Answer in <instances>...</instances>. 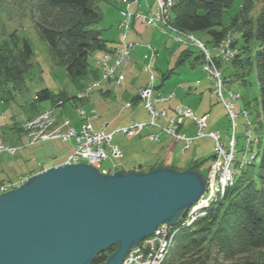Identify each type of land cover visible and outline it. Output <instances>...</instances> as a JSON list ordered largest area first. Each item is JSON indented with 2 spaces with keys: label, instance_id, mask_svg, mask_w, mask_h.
Masks as SVG:
<instances>
[{
  "label": "rangeland",
  "instance_id": "obj_1",
  "mask_svg": "<svg viewBox=\"0 0 264 264\" xmlns=\"http://www.w3.org/2000/svg\"><path fill=\"white\" fill-rule=\"evenodd\" d=\"M123 1L124 0H122V4L124 7L129 5ZM128 1L131 3V10H141L143 13L147 14L148 17L156 15L157 3L155 0ZM41 2L42 0H0V40L8 38L13 32H18L21 37H25L30 41L34 49V57L32 59L33 66L25 76V84L22 90H19V87H14L11 83L0 84V138L4 139V142L7 144L13 142L12 144L19 147L15 150H19L17 154L9 155L8 151H6L7 153L0 154V183L1 180H4L5 182V180H9L10 178H13L14 181H22L13 186L8 184L10 188H7L3 193L0 192V195L20 187L23 185V182L25 183L30 177L42 173V171L45 172L49 167H55L56 165L54 164L61 163L60 165H62L72 163L69 162V160L73 148L72 144L69 142L52 140L28 146L26 134L22 131H18V128H21L23 122L38 115L42 110L53 109V111L55 110L56 114L60 117L62 116L64 119L70 120V125L72 124V127H75V123H79V118H81V116L77 114V108L83 107L89 112L94 111L99 116L98 119L92 121V125L97 132L115 134L111 141L112 146H104L105 148L109 147L108 152L110 153L111 150L118 148L121 151V155L125 156L124 159L120 160L121 163H115L111 161L110 158H107L108 160L100 167H97L98 165L94 164L101 173L109 175L121 171L122 169L128 171L133 169L149 172L156 167L165 165L179 171L195 167L199 172L206 176L208 173L210 174L209 180L211 181L206 180L204 194H206V196L211 195V199L208 203H205L202 199L204 198V195H202L201 198L189 208L186 215L174 225V230L177 228L179 231L193 228L199 219L204 218V215L202 214L204 208V210L207 211L206 213L209 214L211 209L224 202L226 195H224L222 189L218 191L217 187H212V185H218V182H221L226 167L228 166L233 171L234 176V174L239 173L255 159L249 155V152L247 151L249 150V143L247 144L246 139H244V135L247 137L249 133L254 134L255 140L252 138L250 141L252 145L250 148L251 150L254 149L255 145L260 142V135H257L256 133L260 131V128L264 127L262 124L263 122H261L263 119H257V114L260 109L259 106H252L254 105L255 97L258 96L259 90L255 74L251 73V75L248 76L247 84H243L240 81L232 82L230 80L232 78H228L227 80L226 78L228 74L234 73L233 68L229 67V64L223 63V65H221L222 70L220 73L225 81V87L229 85L227 88L228 90L232 88L233 92V89H235V93H241L244 96L246 103H252L250 107L239 106L238 103L235 105V109L243 112V115H245L248 120H246L245 116L241 119L235 118L233 112H230L231 117L229 118V112L227 117L226 110L221 104V101H224V99L219 98L215 95V92L210 90V80L213 82L214 79L213 85L215 86L218 81H215V78L209 79L206 75L208 74L207 72H210L208 70H211L210 73L214 74L216 67L203 64L205 65V68H203L202 64L199 63H196V66L194 67L191 65V62L194 61L197 53H200L199 49L192 46L191 50L194 53L190 60L178 66L177 63L180 53L185 46L176 43L170 35L168 36L162 33L159 27L152 25L147 27L142 23L137 22L129 35L131 43L135 42L134 44L137 46L136 48H132L134 51L131 52L130 55L132 54L133 61L129 64L130 67L134 66V68H136L138 74L136 77L129 73L128 79L121 85H115V83L101 84L100 88H98L99 85L93 90L90 98L81 96V101L77 99H69L67 102L63 99H60L58 102L46 100L43 102H37L35 104L37 107L35 108L33 103L35 102L34 99L38 91L44 88H49L55 95L66 93L72 98L78 96L81 89L85 85H88L92 79L91 76L73 79L68 74L65 66L58 64L53 59L49 44L43 38L37 25L38 7ZM138 2L141 6L136 4ZM241 3L242 0H237L233 8L225 15L224 19L226 24L231 20L232 16L237 14ZM98 4L105 15V20L100 24V27L105 29V37L117 40L113 43L114 51H118L121 47L124 48L126 43L129 44V41L124 42L122 37L123 32L117 30L118 28H114L117 21L122 23L124 20L119 12L122 6L121 2L118 3V7L111 6L105 1H101ZM263 7L264 0H254V15H256ZM194 38L197 40L195 44L198 47H200V43L204 46V53H209L212 57L216 54L217 51H215V46L207 43L209 39L207 34L199 33L196 34ZM140 42H146L151 46H154V48L159 49V54L154 65V72L158 77V84L161 82L162 73L176 67L175 73L171 75L162 88L164 91L176 90L175 93L177 98L173 104L178 101V104L191 106L199 114L202 113L209 115V119H211L210 127L218 128L220 131L217 132V130H215L209 136L199 139V137L196 138L193 135L183 132L182 128L185 124H181L179 121L178 127L180 126V128H177L178 131H175L176 129L173 131V137H178V139H180L179 141L175 140V138H172L173 140L164 138V140L159 143L150 142L140 137L139 133H137L138 129H128V131H124L123 133H120L119 131L117 134L119 129L126 126L129 127L133 124L131 123L133 120L151 121L152 117L154 119H160V115L155 111L151 110L148 111L149 113L146 112L142 96L137 98L138 100L140 98V100H137V105H134L133 108L126 110L123 109V107L135 97L141 89H144L147 86L145 84L149 78V74L143 72L145 63H141L140 56L142 57L144 52L150 54V51L147 48H142L143 46L140 45L142 44ZM158 44L160 45L158 46ZM105 52L108 53V51H103L102 54ZM100 53L98 51L94 52L89 58L92 68L94 66L97 70L99 69L96 65V59L98 56L101 57ZM215 59H218V56L215 57ZM137 61L138 63H135ZM201 61L205 62V58L201 57ZM219 63H221V61L216 64L219 65ZM224 65L225 67H223ZM226 68H228L227 71L223 72ZM117 77L122 79V75H117ZM133 77H135V79ZM221 86L222 84L219 87L216 86V88L220 90V88H222ZM108 89L111 91L107 94L106 91ZM57 98L58 97H56V99ZM175 106L177 105L175 104ZM226 109L228 110V106ZM244 120L252 121L251 123H245ZM228 121H231L230 124L232 128H234L235 122L239 125L237 137L236 135H233V131H228ZM167 126H170V124L167 123ZM76 127L78 129L81 128L80 126ZM168 128L169 127L166 129ZM247 128L251 131L244 133V129ZM263 129L264 128L261 130L262 134ZM181 134L188 137V139L182 138ZM12 144L10 147H14ZM237 147L242 151H239ZM255 153L257 154V149L255 150ZM210 155H213L211 161L205 163L203 168L198 169L197 166L193 164L194 161L207 159ZM135 163L143 164V168L138 166L133 167ZM104 166L109 171L105 170V172ZM235 178H237V176H235ZM3 184L5 183H2L1 185ZM191 214L193 218L195 214H198V217H195L196 219L194 222L191 220ZM190 221H192V223ZM167 226L172 227L170 225ZM166 227H164V230H166ZM169 227L167 228L169 229ZM156 231L157 230H155L151 236L142 240L139 246L129 251L125 256L124 261L135 249H142L144 253H148L149 255L153 248L150 246L149 249L144 250L142 245H146L148 243L147 239H151ZM162 234V237L166 236L163 231ZM162 237L160 240H165ZM173 245L172 242H168L167 248H161L165 252V257L170 254ZM136 256L137 254L135 257ZM145 258L146 257H144V259ZM164 261L165 258L163 263ZM189 261L191 260H187L186 262L189 263ZM208 264H264V250H258L234 260H225L222 255L212 253Z\"/></svg>",
  "mask_w": 264,
  "mask_h": 264
},
{
  "label": "trees",
  "instance_id": "obj_2",
  "mask_svg": "<svg viewBox=\"0 0 264 264\" xmlns=\"http://www.w3.org/2000/svg\"><path fill=\"white\" fill-rule=\"evenodd\" d=\"M101 1L114 7H118L120 2L122 4V0H42L38 7L37 25L49 44L53 59L65 66L73 79L88 76L92 80L100 78L99 70L92 68L89 58L97 51H113V43L117 41L106 38L105 29L100 27L105 20L98 4ZM236 1L174 0L171 23L181 31L207 34V43L212 46L219 47L229 43L230 50L235 51V57L229 64L234 73L228 74L226 80L232 78V82L247 84L248 76L255 74L259 90L252 106H259L257 119L262 118L264 126V7L254 15V0H242L239 11L226 24L224 17ZM114 28L117 29L118 24ZM193 53L190 49L182 50L177 65L189 61ZM201 56L195 58L193 66ZM33 57L34 49L30 41L21 37L18 32L0 40V84L11 83L22 90L25 76L33 66ZM175 68L162 73L159 88L164 87L175 73ZM137 98L135 97L136 100ZM60 99L67 102L71 97L66 93L55 95L51 89L44 88L36 93L33 106L36 108L37 102H58ZM251 104L246 103L247 107ZM262 128L257 131L260 142L256 145L255 159L238 173L235 183L227 189L224 202L211 209L206 217L199 219L193 228L183 229L176 235L170 254L163 264H208L212 253L222 255L225 260H234L264 250ZM212 157L210 155L193 164L201 169ZM142 166L143 164L140 165ZM114 250L115 247H112L109 252ZM105 260L103 252L93 264H100ZM187 260L191 261L187 263Z\"/></svg>",
  "mask_w": 264,
  "mask_h": 264
},
{
  "label": "water",
  "instance_id": "obj_3",
  "mask_svg": "<svg viewBox=\"0 0 264 264\" xmlns=\"http://www.w3.org/2000/svg\"><path fill=\"white\" fill-rule=\"evenodd\" d=\"M206 189L195 167L105 175L66 163L0 195V264H123L162 224L175 225ZM116 249L109 253L108 250Z\"/></svg>",
  "mask_w": 264,
  "mask_h": 264
},
{
  "label": "bare ground",
  "instance_id": "obj_4",
  "mask_svg": "<svg viewBox=\"0 0 264 264\" xmlns=\"http://www.w3.org/2000/svg\"><path fill=\"white\" fill-rule=\"evenodd\" d=\"M138 1H140V0H138ZM141 2H143V1H141ZM166 2H168V0H166ZM171 2H173L174 3V0H171ZM137 5L139 4L140 6H141V4L138 2V3H136ZM174 5V4H173ZM172 9V8H171ZM125 10V7H122L121 8V11H120V15H122L123 16V14H122V12ZM134 12V14L135 15H133V16H136L137 17V15H138V17L139 18H129L130 19V21L128 20V22H127V24L129 25V28H126V29H124V34H123V36H124V38H123V41L125 42V41H129L128 43H131V41L129 40V35H130V33H131V31L134 29V27H135V25L137 24V22H139V23H142L143 25H145V26H147V27H150L151 25H150V23L148 22V17L147 18H145L146 17V15L147 14H145V13H143L141 10H133ZM172 13L170 12V15H171ZM145 15V16H144ZM149 17H152V16H149ZM124 18V17H123ZM126 19H128L127 18V16H126ZM152 20H153V18H152ZM153 22V21H152ZM119 23L121 24V22H119V21H117V24H118V29L117 30H119L120 32H123L120 28H119ZM156 24L158 25V27L159 28H161V31H162V33H164L165 35H170L171 36V38L173 39V37L175 38L177 35L178 36H180V38H181V40L178 42V41H176L175 39H173L176 43H178L179 45H182V46H185L184 47V49H190L191 50V48H192V46H194V47H197L198 49H199V51H200V53H197V55H196V57H200L201 55V57H203L204 58V54H201V49H200V47H198L195 43L193 44V43H187V40L185 39V38H183L185 35H183V34H181V30H180V33H176V34H174V32L172 31V29L170 28V25H167V24H165L164 22H158V21H156ZM169 24H171L172 25V23H169ZM185 33H189V32H187V31H184ZM194 37L196 36V34H194V33H191ZM133 43H135V42H133ZM140 43H142V44H140L141 46H143L142 48H147L149 51H150V54L149 53H147V52H144L143 53V55H142V57L140 56V60L142 61L141 63H145V66L143 67V72L144 73H148L149 74V78H148V80H147V82H146V84L145 85H147L148 87H150L149 89L151 90V85L152 86H154L155 87V92H156V95H158V98H157V100H155V101H153V102H151V105L152 106H150V103L148 102V106H149V109H152L153 111H155L157 114H159L160 116H161V122L160 123H152L151 124V122L149 121V120H147V121H135V120H133L131 123H133V124H135V125H137L138 126V130H140L141 131V134H140V137L141 138H143L144 140H147V141H150V142H156V143H159L160 141H163L164 140V138H166V139H171V140H173L175 137H173V135H172V131H169L168 129H166L167 128V121L168 120H170L171 118H173L174 116H176V115H174V113H178V112H180V113H184V114H189L190 112L192 113L193 112V115H194V117H193V119L192 120H187V118H183L182 120V122H180L181 124H185L184 126H183V132H186V134H190V135H193V136H195L196 138L197 137H199V139H201V138H205V137H207V136H209L212 132H214L215 130H217V132L218 131H220L218 128H211L210 127V120L211 119H209L210 118V116L209 117H207V115H205V114H199L198 112H196V110H194L191 106H187V105H184V104H178V101L175 103L177 106H175V104H173L174 103V101H175V99L177 98V96H176V93H175V91H164V90H162V88H159V86H160V84H161V82L158 84V77L155 75V72H154V65H155V61L157 60V57H158V54H159V49L158 48H154V46H151L150 44H148V43H146V42H140ZM163 43V42H162ZM160 44H158V46H159ZM225 45L226 46H229V43H225ZM157 46V47H158ZM137 46H134L133 48H136ZM217 47V48H216ZM215 47V51H217L216 52V54L212 57V61H214V59H215V56L217 57L218 56V59H215V61L214 62H211L210 60H208L209 62L207 63L206 61L205 62H203V61H201V59L198 61V62H196V63H199V64H202V67L203 68H205L204 66L205 65H203V64H209L210 66H214V67H216V71L217 72H220L221 70H222V66L221 65H223V63L224 64H231V60H232V58H234L235 57V55L232 57V58H230V57H226V56H224L223 55V57L221 56V54H219V51H220V48L218 47V46H216ZM183 49V50H184ZM231 49V48H230ZM114 51V50H113ZM134 51V49H132V48H130V53L131 52H133ZM115 52V51H114ZM100 53V52H99ZM111 53V52H110ZM101 54V57H102V52L100 53ZM211 55V54H210ZM100 56H98L97 57V59H96V62H97V60H99V58H101ZM195 57V58H196ZM207 57V55H205V58ZM195 58H194V60H195ZM108 60H110L111 62H110V68H109V70L111 69L112 70V66H115V69H114V75H113V72H112V79H109V78H107V79H104L101 83L102 84H105V83H115V85H121L124 81H126L127 79H128V74L130 73V74H132V76L133 75H135V77L138 75L137 74V70H136V68H134V66L133 67H130L129 66V64H131L130 62H132L133 61V56H132V54L131 55H129L128 57H126V59L124 60V58H121L120 57V55L118 54V53H113V54H110V55H108ZM123 61V62H122ZM221 61V65L219 64V65H217L216 63H218V62H220ZM193 62V61H192ZM192 62H191V65H192ZM135 63H138V61L137 62H135ZM109 63H107V65H108ZM96 65H97V63H96ZM96 65H95V67H96ZM196 65V64H195ZM194 65V66H195ZM193 66V65H192ZM193 66V67H194ZM97 67H99L98 65H97ZM223 67H225V65L223 66ZM93 68H94V66H93ZM208 71H210L211 72V70H208ZM119 72V73H118ZM120 72H121V74H120ZM210 72H207L208 74H206L207 75V77L210 79V78H215L216 79V72L213 74V73H210ZM223 72H225V71H223ZM117 75L119 76H121L122 75V79H119V77H117ZM135 77H133L134 79H135ZM162 77V76H161ZM101 78H98V79H96V80H100ZM95 79H91L90 80V82L92 83V81H96ZM101 81V80H100ZM210 83H211V88H210V90H212V92H215V95L216 96H218L219 98H223V99H225L224 101H221V104L224 106V108H225V110H226V113H227V117H228V112H229V118L231 117V113L230 112H233V114H235V118H238V119H241V118H244V116L245 115H243V112H241V111H239V110H237V109H235V107H233V106H230L232 109H226V101H228V99L229 98H233V99H236L235 100V105L238 103V105L240 106H243V107H245V106H247L246 105V102H245V100H244V96L241 94V93H236L237 95H239V97H237V96H231L230 97V93H232V88H230V90H228L227 88H228V86L229 85H227L226 87H225V81L222 79V88H220V90H218L217 88H216V86L215 85H213V82L210 80ZM101 87V85L98 87V88H100ZM153 88V87H152ZM85 88L83 87L82 89H81V91L79 92V94H78V96H75V97H73V98H71V99H77V100H79V101H81V97H80V93L84 90ZM92 89V90H91ZM89 91H88V93L86 94V97H88V98H90L91 97V94H92V92H93V90H95L96 88H91ZM234 90L235 89H233V92H234ZM107 91H109V93H110V89H108ZM143 90L141 89L138 93H137V95L135 96V97H140V96H144V95H142V92ZM170 96L171 95V98H167V96ZM135 97H133L124 107H123V109L124 110H126V109H129V108H133L134 107V105H137V100L135 99ZM145 97H148L146 94H145ZM139 100H140V98H139ZM138 100V101H139ZM146 101H148V100H143V103H144V105L146 106V104L145 103H147ZM151 101V100H150ZM131 103V104H130ZM128 104H130V105H128ZM172 105V106H171ZM144 106V108H145V110H146V112L147 113H149L148 111H149V109L148 108H146ZM158 108V109H157ZM178 108V109H177ZM173 109H175V110H173ZM181 109H183V110H181ZM51 111L52 112V114L54 115H56V118H57V120H56V122H55V126H59L62 130H67L68 128H66V126H64V121H65V119H64V117H60L59 115H57L56 114V112H55V110L53 111V109H46V110H42V111H40L41 113H44V112H46V111ZM38 113L39 115L41 114V113ZM82 112H83V115H85V117H83V115H82ZM77 114L78 115H80L81 116V118H79V123H75V127L76 126H82V124L85 122V119L86 118H88V120H90V124H92V121L94 120V119H98V115L94 112V111H91V112H89V111H87L85 108H83V107H78L77 108ZM174 115V116H173ZM201 116H205V117H207V121H206V123H204V122H200V123H197V120L199 119H201ZM167 117V118H166ZM31 118H33V117H31ZM31 118H29V119H31ZM245 118H246V116H245ZM29 119H27V120H29ZM246 120H248L247 118H246ZM246 120H244V122L245 123H251V121L252 120H249V121H246ZM180 121V120H179ZM192 121V122H191ZM230 122L231 121H228V131H233L234 132V134L233 135H236V137L238 136V126L239 125H237L236 124V122H235V126H234V128H232V126H231V124H230ZM24 124H25V122H23V124L21 125V131L23 132V133H25L26 134V137H27V145L28 146H30V143H31V141L29 140V138H28V135H29V132L27 131L28 129L26 128V127H24ZM180 124V125H181ZM71 126H73L72 124H71ZM175 126H176V131H178L177 130V128H180V126L178 127V124L176 125L175 124ZM59 127H58V129H59ZM127 127V126H126ZM126 127H124V128H122V129H119L118 130V132H117V134L119 133V131H120V133L122 132L123 133V130H125L126 129ZM93 128H94V126H93ZM95 129V128H94ZM181 129V130H182ZM96 130V129H95ZM249 131H251V130H248V128L247 129H244V133H246V132H249ZM116 132V131H115ZM202 133V136H200L199 135V133ZM113 133V132H112ZM257 134V133H256ZM113 136L112 137H114L115 136V134H112ZM181 136H182V138H184V139H188V137H186V136H184V135H182L181 134ZM214 137V136H213ZM255 137V135L254 134H250L249 133V135L246 137V135H244V139H246V143L249 145V150H247L248 152H249V155H251L253 158H255V150H256V145L258 144H256L255 145V148L254 149H252L251 150V148L250 147H252V145H251V139L252 138H254ZM173 138V139H172ZM237 139V138H236ZM52 140H56V141H59V140H61V139H51V140H47V141H52ZM73 141L72 142H74L75 144H72V148H73V152H72V154L74 153V147L76 146V138L75 139H72ZM175 140H180V139H178V137H176L175 138ZM225 140V139H224ZM234 140H235V137H234ZM254 140H255V138H254ZM64 141V140H63ZM46 142V141H45ZM65 142H68V141H65ZM13 142H11V143H9V144H7V143H5L4 142V139H2V138H0V149H3L2 147H10V145L12 144ZM42 143V142H41ZM214 143V142H213ZM7 145V146H6ZM12 146H14L16 149H18L19 147H17V146H15L14 144H12ZM245 146V145H244ZM243 146V147H244ZM242 147V148H243ZM121 148V147H120ZM238 149H239V151H242L239 147H237ZM245 148V147H244ZM19 151V150H18ZM18 151L16 152V154L18 153ZM254 152V153H253ZM4 153H7L6 151L4 152H2V151H0V154H4ZM240 153V152H239ZM9 155H11L10 153H8ZM115 156V157H114ZM124 155L122 156L121 154H119V156H116V155H114L112 152H110V153H108V155H103V156H101V158H99V160H97L96 162H94L95 163V165H99V164H101V165H103V163H105L106 161H104L105 160V158L107 159V158H110V160L111 161H113V162H115V163H117V162H120V160H122V159H124ZM79 163H86V164H89L88 163V161H80ZM79 163H76V164H79ZM121 163V162H120ZM60 164L61 163H59V164H54V165H56V166H60ZM53 165V166H54ZM90 165H92L93 167H95L94 166V164L93 163H91ZM140 165H141V163H138V164H134L133 165V167H140ZM55 166V167H56ZM98 167V166H97ZM50 168H52V167H49V169ZM47 171V170H46ZM43 172V171H42ZM236 173V172H235ZM237 174L238 173H236V174H234V178H233V182L229 179V178H225L224 179V181H223V183H222V191H223V193H224V195H226V189H228L230 186H232L233 184H234V181H235V176H237ZM205 175V174H204ZM205 177H206V180H208V181H211V180H209L210 179V174L208 173L207 174V176L205 175ZM23 180V179H22ZM22 181L21 180H16V181H14V179L13 178H10L9 180H5V182H4V180L2 181L1 180V183H0V186H2L1 184L2 183H5L6 185H8V184H10V186H13V185H17L18 183H21ZM232 182V183H231ZM17 183V184H16ZM5 184H3L4 186H5ZM23 184H24V182H23ZM204 195V198H202L203 200H206L207 199V197L208 196H206V194H203ZM211 195H209V197L208 198H211L210 197ZM203 215H204V217H206L208 214L207 213H202ZM168 224H162V225H160L156 230H158L161 226H167ZM167 227H169V226H167ZM168 231H169V234H168V237L169 238H167L168 240L170 239V243L172 242L173 244H174V241H175V239H174V237H176V236H174V235H177L180 231H179V229H175L174 230V225H172V227L171 228H169L168 229ZM162 238H164V237H162ZM113 247H115V246H113ZM112 248V247H111ZM110 248V249H111ZM109 249V250H110ZM115 249H116V247H115ZM109 250H108V252H109ZM110 253V252H109ZM165 259H166V257H165ZM164 260V259H163ZM124 262V261H123ZM160 264H163V261L160 263Z\"/></svg>",
  "mask_w": 264,
  "mask_h": 264
},
{
  "label": "built area",
  "instance_id": "obj_5",
  "mask_svg": "<svg viewBox=\"0 0 264 264\" xmlns=\"http://www.w3.org/2000/svg\"><path fill=\"white\" fill-rule=\"evenodd\" d=\"M155 1L157 3L156 15H154L152 17H148L146 15V17H145V18L148 17V22L150 23V25L158 27V25L156 24V21L164 22L165 24L170 25V28L172 29V31L174 33H180V30L175 28L173 25L169 24V23H171L170 12H171V8L173 6V2H171V0H168V2H166V0H155ZM123 2L126 4H129L128 6L125 7V10L122 12L124 20L119 25V28L123 31V34H124V29L129 28V25L127 24L128 20L130 21L129 18H131V17L132 18H139V17H138V15H137V17L133 16L135 14L133 13L134 11L131 10L130 1L124 0ZM126 16L128 19H126ZM152 18H153V20H152ZM123 34H122V37L124 38ZM181 34L185 35L183 38H185L187 40V43H189V44L190 43H193V44L196 43L197 40L194 38V36L191 33H185L184 31H181ZM173 39H175L178 42L181 40L180 36H178V35L175 38L173 37ZM135 45L136 44H134V43H129V44L126 43V46L124 48L121 47L118 51H115V52L111 51V53L105 52L102 55V57L99 58V60H97V62H96L97 65L99 66L98 69H99V72L101 75L100 76L101 81L96 80V81H92V83L90 82L88 85H85L84 86L85 89L80 93L81 94L80 97L81 96L86 97V94L88 93V91L91 88H97L99 85L102 84L101 82L104 79H107V78L112 79V72L114 75L115 66H112L111 67L112 70L111 69L109 70V68H110L109 66H110L111 61L108 60V55L113 54V53L114 54L118 53L120 55V57L124 58V60H125L126 57H128L130 55V48H133ZM199 45H200V49L202 51L201 53H204V46L201 43ZM219 48H220L219 54H221L222 57L224 55L226 57L232 58L235 55V51L230 50V48L228 46L220 45ZM205 54L206 53H204V58H205ZM206 55H207V57L205 58V61L207 63L209 62L208 60L213 62L211 59L212 55H210L209 53H207ZM107 63H109V64L107 65ZM215 72H216V80L215 81H218V82H216V86L219 87L222 84L223 78L221 77L220 72H217V71H215ZM213 82H214V79H213ZM149 88L150 87L146 86L144 89H142L143 91L141 92L142 95H144V96H142L143 100H145V99L148 100V101H146L147 103H145L146 104L145 107L148 109H149L148 102L150 103V106H152L151 102L157 100V98H158V95H156V92H155V87L151 85V90ZM145 94L148 97H145ZM231 96L239 97V95H237L235 92L230 93V97ZM169 97H171V95L167 96V98H169ZM235 100L236 99H233L231 97L228 99V101H226V107L228 106L229 110L232 109L230 106L235 107ZM151 110L152 109H149V111H151ZM173 110H175V109H173ZM181 110H183V109H181ZM82 115H83V112H82ZM174 115H176V116H174ZM174 115H173L174 116L173 118H171L170 120L167 121V123L170 124V126H167V127H169L168 130L172 131V135H173V131L176 129L175 124L177 125L179 123V120H180V122H182L183 118L193 119V117H194L193 112L192 113L190 112L189 114L176 112V113H174ZM179 116H181V117H179ZM83 117H85V115H83ZM207 117H208V115H207ZM207 117L201 116V119L200 120L198 119L197 123H200V122L206 123ZM56 120H57L56 115L55 114L53 115L52 112L49 110L44 112V113H41L40 115L38 114L29 120H26L24 127H26L28 129L27 130L29 132L28 138L31 141L30 145L38 144V143L47 141L49 139L50 140L51 139H61L64 141L71 142L72 144H75L74 142H72L73 141L72 139L76 138V146L74 147L75 150H74V153L70 156L69 162L79 163L80 161L86 160L89 163L95 164L94 162L99 160V158H101V156L108 155L109 147L105 148L104 146H112V143H111L112 138H113L112 134H106L104 132H97V130H95L93 128V125L90 124V120H88V118L85 119V122L82 124V126H80L81 128H79V129L77 127H72L70 125V122H69L70 120L65 119L64 126H66V128H68L67 130L66 129L62 130L59 126H55ZM161 121L162 120H161V116H160V119H154L152 117L150 122H151V124L152 123L156 124V123H159ZM173 126H175V127H173ZM58 127H59V129H58ZM128 129H139V128L137 125L131 124L129 127H126V129L123 130V132L128 131ZM137 133H139V135H140L141 131L138 130ZM199 135L202 136V133L200 132ZM2 148L3 149H0V151H2V152L8 151L12 155H14L17 152V151H15L16 148H14V147H5V148L2 147ZM110 152H112L116 156H119V154H121V151L118 148L115 150H111ZM106 160H108V159L105 158L104 161H106ZM100 166H101V164L98 165V167H100ZM105 170H107V168H104V171ZM110 170H112V169H110ZM107 171H109V170H107ZM224 171H225L224 176L221 178L222 183H223L225 178L230 179L233 176V171L228 166L226 167V169ZM233 177L230 179L232 182H233ZM221 182H218V185H212V187L216 186L217 190L220 191V189H222V186H221L222 183ZM2 186H4V185H2ZM2 186H0V192L1 193L5 192V190H7V188H10L8 185H5L4 187H2ZM215 192H217V191H215ZM208 197L206 200H204L205 203H208V201L211 199ZM204 209L202 210V213L207 212ZM191 217H192V214H191ZM195 217L197 218L198 214H195L194 218L192 217L191 220L193 222L196 219ZM192 221H190V222L192 223ZM164 227H166V226H161L155 232V235H153L151 239L150 238L147 239L148 243L147 244L145 243L146 245H144V244L142 245L144 247V248L142 247L144 250L149 249L150 246L153 248V250L150 251L149 255H148V253L147 254L144 253V251L142 249H141L142 252H141V250L135 249L132 251L131 255H128V257H126L124 264H160L163 261V259L165 258V255H164L165 252L161 248H164V247L167 248V243L168 242L170 243V239L169 240L167 239V238H169L168 237V234H169L168 228L166 227V230H164ZM169 228H171V227H169ZM162 231L166 235L164 237L165 240H160L162 235H163ZM161 241H162V247H161ZM136 254H137V256L135 257ZM144 257H146V258L144 259Z\"/></svg>",
  "mask_w": 264,
  "mask_h": 264
}]
</instances>
